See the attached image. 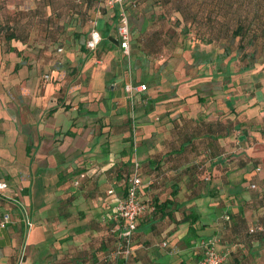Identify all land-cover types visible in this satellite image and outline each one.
Returning a JSON list of instances; mask_svg holds the SVG:
<instances>
[{"label":"crops","instance_id":"1","mask_svg":"<svg viewBox=\"0 0 264 264\" xmlns=\"http://www.w3.org/2000/svg\"><path fill=\"white\" fill-rule=\"evenodd\" d=\"M46 1L26 4L38 24L0 34V217L9 213L0 226V264H108L104 220L124 192L133 156L138 198L173 203L166 213L145 208L128 259L111 264H195L197 239L211 234L225 253L221 264H264V231L247 230L264 225V66L203 58L205 46L170 45L163 53L143 25L131 30L136 8L128 9V61L106 7L94 16L101 39L93 50L57 45L44 23ZM129 80L143 88L130 96ZM188 211L192 231L180 220Z\"/></svg>","mask_w":264,"mask_h":264},{"label":"rangeland","instance_id":"2","mask_svg":"<svg viewBox=\"0 0 264 264\" xmlns=\"http://www.w3.org/2000/svg\"><path fill=\"white\" fill-rule=\"evenodd\" d=\"M19 2L17 6L11 5L8 9V3L13 4ZM137 6L135 10L129 12L131 30L138 29L143 25L149 32V37L153 43L158 44L160 51L167 53L171 48L176 49L181 44L191 46L192 49L206 47L209 55L227 58L234 53H237L238 42L237 38L222 35L220 38H214L211 35V29L199 22L201 14L205 13V8L201 9L200 0H135ZM241 1V2H240ZM239 14H249L247 7L251 8L252 4H248L247 0H240ZM27 0H0V28L5 30L19 31L25 27V22L15 17L5 16L6 11H26L31 12V5H27ZM84 2V1H82ZM48 15V21L53 24L55 18V28H50L51 36L55 35L54 43L57 45L66 44V42H82L85 43L87 33L91 28V21L97 14L102 15L105 12L103 2L98 0H86L83 4H76L74 0H47L41 5ZM33 10H35L33 8ZM214 15L211 12V15ZM251 15V14H250ZM7 19V20H5ZM235 18L232 17L228 25H234ZM9 22V24L6 23ZM47 21V22H48ZM48 22V23H50ZM4 26L1 27V25ZM50 24V26H51ZM218 25L216 21L213 28ZM210 30V32H209ZM211 36V39L208 38ZM264 37L260 35L256 43L246 40L243 47L239 49L241 53L247 55L251 67H261L264 63V45L262 44ZM168 50H164L166 46ZM239 48V47H238ZM195 51V50H194ZM197 51V50H196ZM125 60L130 59V47L128 53H123ZM247 60V58H245ZM235 67L243 65L244 60L235 59ZM249 65V63H248ZM264 66V65H263ZM70 183L71 176L67 177ZM71 185V184H70ZM112 241L109 248L113 244Z\"/></svg>","mask_w":264,"mask_h":264},{"label":"built area","instance_id":"3","mask_svg":"<svg viewBox=\"0 0 264 264\" xmlns=\"http://www.w3.org/2000/svg\"><path fill=\"white\" fill-rule=\"evenodd\" d=\"M33 1V0H27ZM83 0H74L76 4H80ZM103 2L104 7L112 9L116 18L115 31L118 39V44L123 53H128L130 44V31L128 22V9L136 8L135 0H98ZM101 39L100 33L96 28V20L91 21V28L88 32V38L85 40V47L93 50ZM59 49V48H58ZM44 76H47L44 74ZM142 83H133L131 80L124 84V89L131 94L132 90H141ZM131 96V95H130ZM136 122L133 115H130L129 120V136L131 148L134 151L137 138ZM140 162L133 156L131 160L130 170L125 181L124 192L122 196L116 198L110 207V212L105 216V227L111 234L113 239L112 246L103 254L101 259L105 262L109 259H121L126 262L131 253L132 236L136 227L137 216L145 209L152 208V204L145 203L138 198L137 190L141 184L139 174ZM259 167H255L258 169ZM83 176V172H79L73 179L74 185L78 184L79 178ZM155 177L147 180V183H152ZM204 179H207L204 176ZM116 181L113 179L109 182L106 189L108 193H112ZM252 187L253 184L250 183ZM6 187V182L0 180V193ZM11 201L18 207L21 218L26 225L30 224L29 216L23 205L17 199L11 198ZM228 218L227 214H224ZM9 219V213L3 212L0 217V226H4ZM261 228L259 223H256L248 228V231L258 230ZM219 237L216 234L200 236L196 241V246L200 249V255L195 264H221L225 257V253H221L217 249ZM162 241L161 245H164Z\"/></svg>","mask_w":264,"mask_h":264},{"label":"trees","instance_id":"4","mask_svg":"<svg viewBox=\"0 0 264 264\" xmlns=\"http://www.w3.org/2000/svg\"><path fill=\"white\" fill-rule=\"evenodd\" d=\"M33 1L34 2L37 1L38 4L43 3V0H33ZM83 1L85 2L86 0ZM238 1L240 0H200L199 2L201 4V9L205 8L206 11L205 13H203V15L201 14V16L199 17V22L205 25L207 28L211 29V34H212L211 36L214 38H220L222 35L230 36L231 38H237V42L239 45L238 46L239 48L237 47L238 51L237 53L230 55L228 59L234 58V59L244 60L243 65L239 67L240 69H244L250 66V62L247 55H245V53H241L239 49L243 47L246 40L256 43L260 35L264 37V0H247L248 4H252L251 8H249V5L247 7V11L249 12V14L247 15L239 14L241 11L239 10L240 6ZM16 2L13 3L12 1L13 4L6 2L8 3L7 6L8 9L11 7V5L17 6L19 2H17L18 4ZM84 2H81L80 4H83ZM211 12H213L214 15L213 14L211 15ZM29 13L30 12H26V11L22 12L20 10L17 11L14 9V11L11 10L6 11L5 16H10V17L13 16L15 17V19H21V21L25 22L24 28H27L28 26H33L39 23V21H36L32 19V17H29L30 16ZM232 17L235 18L234 20L235 23L233 26H231L230 24L228 25V22L231 21ZM47 19L48 18L44 20L46 26L48 22H50V20L48 21ZM216 21L218 22V25L214 29L213 26L215 25ZM6 23L9 24V22L7 21ZM55 23L51 24L52 28H55ZM2 26H4V24H2L1 27ZM24 28H22L21 30H23ZM21 30H19V32H21ZM13 31L15 32V30H12V28L8 31L3 28H0V34L3 38L9 37L11 34H13ZM211 36L208 38V40L211 39ZM262 44L264 45V40ZM200 56L204 58V57H209L210 55L209 53L201 52ZM245 58H247V60H245ZM263 65L264 63L262 62V66ZM172 203H173L172 198H166L157 203L155 201L154 202L150 201L148 204L153 205V207L151 208L152 212L158 210L159 212L166 213L168 211H164L163 208L165 206L170 207ZM193 219H194V215L191 213V211H188V213L183 215V217H181L180 220L188 221L189 222L188 229L189 231H192V228L190 227V223L193 221ZM259 224L261 225L260 229L248 231V232L256 233V232L264 231V225L262 223ZM107 263L111 264L112 261L107 260Z\"/></svg>","mask_w":264,"mask_h":264}]
</instances>
